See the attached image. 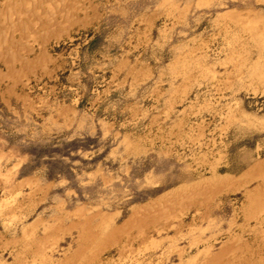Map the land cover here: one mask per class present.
<instances>
[{"label":"rangeland","instance_id":"1","mask_svg":"<svg viewBox=\"0 0 264 264\" xmlns=\"http://www.w3.org/2000/svg\"><path fill=\"white\" fill-rule=\"evenodd\" d=\"M0 264H264V0H0Z\"/></svg>","mask_w":264,"mask_h":264}]
</instances>
